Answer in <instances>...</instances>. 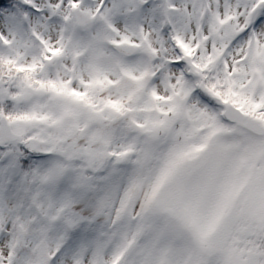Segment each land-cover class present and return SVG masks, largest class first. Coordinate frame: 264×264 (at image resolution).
I'll use <instances>...</instances> for the list:
<instances>
[{"label":"snow or ice","instance_id":"obj_1","mask_svg":"<svg viewBox=\"0 0 264 264\" xmlns=\"http://www.w3.org/2000/svg\"><path fill=\"white\" fill-rule=\"evenodd\" d=\"M0 264H264V0H0Z\"/></svg>","mask_w":264,"mask_h":264}]
</instances>
